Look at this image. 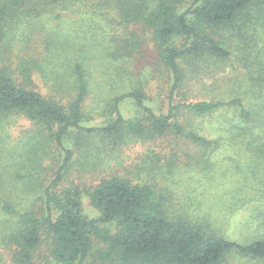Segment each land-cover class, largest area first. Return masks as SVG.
Here are the masks:
<instances>
[{
    "label": "trees",
    "instance_id": "1",
    "mask_svg": "<svg viewBox=\"0 0 264 264\" xmlns=\"http://www.w3.org/2000/svg\"><path fill=\"white\" fill-rule=\"evenodd\" d=\"M66 1L0 0V174L9 171L10 176L0 185L8 182L11 187H1L4 192L1 208L5 214L15 217L8 233L2 232L1 240L11 251L10 262L264 264V237L245 243L227 238L218 229V221L203 213L205 206L200 200L196 205L192 197L168 206L164 191H157L149 182L133 183L120 175L104 177L84 192L98 212L96 217L88 218L82 210V191L77 187L59 188L73 154L66 139L70 132H83L85 136L96 134L104 140L111 137L123 144L151 138L150 129L135 121L126 125L124 131L121 124L126 119L119 109L117 118L108 125L86 127L81 124L80 107L88 90L83 51L94 53L87 38L102 34L109 37L107 43L110 38L117 40L120 36L124 43L133 42L135 34L124 33L130 25L140 24L143 30H148L150 39L161 52V63L171 80L169 108L165 114H156L137 92L119 96L116 103L129 97L158 134L171 133L188 139L204 147L210 155L241 143L246 146L242 150L244 158L247 154L264 156V45L251 48L248 47L250 40L243 41L240 44L243 55H239L226 37L228 33L213 35V29L220 32L234 29L232 36L244 35L246 25L256 20L246 19V11H264V0H102L105 5L113 2L119 11L112 22L105 14L80 12L81 8L94 6V2L88 0L81 1L85 4L78 6L80 13L76 17L64 18L57 10ZM258 18H264V12L259 13ZM65 25L75 30L80 43L71 32L67 34L63 30ZM106 31L108 36L104 35ZM247 31L257 36V31L249 28ZM35 40H43L44 54L38 50ZM28 51L33 53L29 55ZM12 56L16 57V62ZM191 58L196 59L193 70L182 68V62ZM217 71L228 72L218 88L216 81L207 84L205 80L215 76ZM187 73L194 74L196 82L203 84V91L212 93L210 98L174 101V96L188 80L185 79ZM35 74L50 78L56 90L66 86L65 92L74 95L65 103L41 94L34 83ZM183 108L195 117L213 118L217 124L216 136L210 139L203 133L186 131L173 114ZM18 121L30 124L25 133L29 131L31 136L21 140V152L15 156L13 150L6 148V142L8 130L16 127ZM49 137L58 148L59 166L47 182L42 173L51 167L42 166V162L47 156L45 144ZM19 157L22 162L16 161ZM205 161L204 165H209L210 170L216 165L210 157ZM146 166L150 171L154 169L151 161L146 162ZM44 169L47 170L42 172ZM261 184L264 188V183ZM19 185H22L20 188L33 187V193H38L35 200L41 203L36 211L33 201L18 200ZM166 191L170 193L167 188ZM257 200L262 202L259 206H264L263 200Z\"/></svg>",
    "mask_w": 264,
    "mask_h": 264
},
{
    "label": "rangeland",
    "instance_id": "2",
    "mask_svg": "<svg viewBox=\"0 0 264 264\" xmlns=\"http://www.w3.org/2000/svg\"><path fill=\"white\" fill-rule=\"evenodd\" d=\"M81 1L83 0H67L60 4L58 10L57 8L55 10H60L62 16L69 18V20L83 10L87 13L94 11L93 13L98 16L100 14L108 15L111 17L110 22H112L113 17H117L119 14L113 2L105 5L102 0H88L94 2L92 3L94 6L91 5L86 9L81 8L80 11L78 6L85 4ZM73 4L77 6L72 7ZM261 12L264 11L249 9L245 14L246 19L251 17L253 20L256 19L254 24L246 25L247 28L257 31L256 37L255 32H249L247 28L244 29L245 34L242 35L243 27L240 30L242 36H232L236 32L234 29L221 32L213 29L215 32L213 35L221 36V34L228 33L229 36L226 37L233 42L232 47L236 48L234 50L239 55H243L242 48H240L243 41L250 40L248 47H261L264 45V18H258V14ZM66 25L63 30H66L67 34L71 32L72 37L80 43L76 37L79 35L72 28V25L68 26L73 30L67 29ZM55 27L58 29L57 26ZM107 31L104 35H107ZM132 32L135 34L134 41L126 43L122 41V36L117 40L110 38L108 43L109 37H104L102 34L91 35L87 38V42H89L87 44L93 47L94 53L90 54L86 50L83 51L82 62L87 69L88 90L80 107L81 124L86 127L108 125L117 118V110L119 109L126 119L121 124L124 126V131L127 128L126 125H131L135 121L143 128L150 129L151 138H144L142 141L134 139L123 144L116 143L111 137L109 140H104L96 134L85 136L83 132H70L66 139L73 150V154L70 166L64 174V179L60 182L59 188L77 187L80 189L82 191L83 213L88 218H93L98 215V212L91 205L88 197L84 195L86 188L96 184L104 177L120 175L133 183L149 182L155 186L157 191H164L169 200L167 201L168 206L172 204L175 206L176 202L188 197H192L195 204L198 203L196 201L200 200V204L205 206V209L203 207L201 211L212 220L216 219L219 223L218 229L222 230L223 234L231 240L245 243L259 236L264 237V206H259L258 203L262 202L257 200L260 198L264 201V188L261 184L264 183V177H262L264 176V156L247 154L248 157L244 158L242 150L246 146L241 143L232 145L228 151L216 150L210 155L207 150L203 149L204 147L188 139L176 137L171 133L158 134L159 132L153 129L148 117L131 102L129 97L115 102V99L121 95L137 92L143 96L144 103L156 114H165L169 108L168 95L171 80L161 63V52L154 41L150 39V32L143 30L142 25H130L124 30L125 35ZM34 42L39 45L38 50L43 52V40H35ZM28 52L29 55L33 53L32 51ZM14 53L16 54L17 51ZM20 55L23 54L20 53ZM13 59L16 62V57ZM195 61V58H191L182 62V68L193 70ZM229 69L227 68L228 72ZM226 73L217 71L215 76L206 77L205 80L208 82L207 84L216 81V88H218L222 77L227 76ZM193 75H188V73L185 75V79L188 80L186 84L184 82L185 85L180 92L174 96L175 102L196 101L211 97L212 93L206 89L203 91L201 88L203 84L197 83L192 77ZM33 78L36 89L43 95L60 99L65 103L74 95L73 92H65L66 86L62 87V90H56L52 86L50 78H43L39 74L33 75ZM222 86L224 87L223 84ZM173 114H175L174 119L179 121L186 131L203 133L210 139H213L218 132L217 124L209 116L195 117L185 108L180 112L176 110ZM18 122L16 127L8 130L9 136L6 142V148L13 150L15 156L21 152L20 145H23L21 140H27L31 136L29 131L25 133L30 128V124L24 121ZM129 130L132 132L131 129ZM45 138L47 139V136ZM76 141H79V144L76 145ZM45 145L47 156L44 158L42 166L50 165L51 170H42V172L46 171L42 175L48 179V182L52 178L53 170L59 166V157L58 148H55L50 137ZM209 157L216 164L214 168L212 167V172L209 165H204L205 159ZM0 160L2 159L0 158ZM143 160H145V165ZM16 161L22 162V159L19 157ZM150 161L154 164V169L151 171L146 166V162ZM21 169L23 168L19 170ZM25 171L26 167L21 172L24 173ZM8 173L0 174L1 183L5 179H10ZM5 184L7 185H0V264H12V261L10 262L11 251L1 240L2 232L7 231L8 233L12 226L11 223L13 220L15 221L12 214H5L1 208L4 199V192L1 187L11 188L8 182ZM20 187L22 185L17 186L18 200L20 199L23 203L29 200L33 201L36 211L37 206H40L41 203L36 201L38 193H33V187ZM166 188L170 193L166 191ZM37 212L39 213V211Z\"/></svg>",
    "mask_w": 264,
    "mask_h": 264
}]
</instances>
